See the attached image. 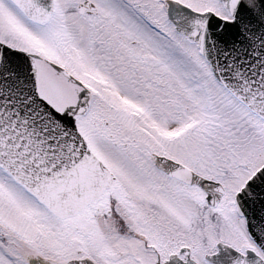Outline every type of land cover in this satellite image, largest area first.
I'll use <instances>...</instances> for the list:
<instances>
[{"label":"snow or ice","instance_id":"snow-or-ice-1","mask_svg":"<svg viewBox=\"0 0 264 264\" xmlns=\"http://www.w3.org/2000/svg\"><path fill=\"white\" fill-rule=\"evenodd\" d=\"M0 264H264V0H0Z\"/></svg>","mask_w":264,"mask_h":264}]
</instances>
